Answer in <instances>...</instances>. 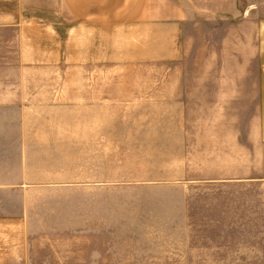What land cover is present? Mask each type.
<instances>
[{
    "label": "rangeland",
    "instance_id": "obj_1",
    "mask_svg": "<svg viewBox=\"0 0 264 264\" xmlns=\"http://www.w3.org/2000/svg\"><path fill=\"white\" fill-rule=\"evenodd\" d=\"M214 2L0 0L55 89L31 113L71 121V230L34 264H264V18Z\"/></svg>",
    "mask_w": 264,
    "mask_h": 264
},
{
    "label": "crops",
    "instance_id": "obj_2",
    "mask_svg": "<svg viewBox=\"0 0 264 264\" xmlns=\"http://www.w3.org/2000/svg\"><path fill=\"white\" fill-rule=\"evenodd\" d=\"M213 4L244 19L258 15L255 26L263 24L264 0ZM9 47L10 40L0 38V264L44 263L43 248L60 246L66 239L60 235L71 230V121L31 113L52 111L55 89L29 86L22 45L15 56ZM259 84L255 96L262 99L264 124Z\"/></svg>",
    "mask_w": 264,
    "mask_h": 264
}]
</instances>
